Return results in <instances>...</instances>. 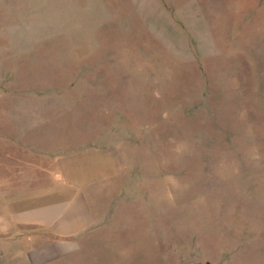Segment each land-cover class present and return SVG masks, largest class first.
<instances>
[{
	"label": "rangeland",
	"instance_id": "obj_1",
	"mask_svg": "<svg viewBox=\"0 0 264 264\" xmlns=\"http://www.w3.org/2000/svg\"><path fill=\"white\" fill-rule=\"evenodd\" d=\"M0 178L89 203L37 264H264V0H0Z\"/></svg>",
	"mask_w": 264,
	"mask_h": 264
},
{
	"label": "crops",
	"instance_id": "obj_2",
	"mask_svg": "<svg viewBox=\"0 0 264 264\" xmlns=\"http://www.w3.org/2000/svg\"><path fill=\"white\" fill-rule=\"evenodd\" d=\"M26 147H29V144L24 146V148ZM33 162L36 161L18 160V164L25 169L35 168L31 165ZM54 174V180L57 183L60 178L57 173ZM16 177L19 188L25 187L29 182L37 179L36 173L27 174L24 171L19 172ZM4 180L0 178V264H37V229L44 230L47 235L53 238H73L91 227L92 218L89 203L82 192L75 190L70 192L75 198L65 203L69 212L73 213L72 217L63 214L65 207L60 213L54 209L37 215V208H31L12 214L10 189ZM35 192L37 191L28 195H34ZM25 200L26 198L21 197L20 194L17 197V204ZM15 244L18 246L13 252L11 249ZM26 244L29 246L26 247Z\"/></svg>",
	"mask_w": 264,
	"mask_h": 264
},
{
	"label": "water",
	"instance_id": "obj_3",
	"mask_svg": "<svg viewBox=\"0 0 264 264\" xmlns=\"http://www.w3.org/2000/svg\"><path fill=\"white\" fill-rule=\"evenodd\" d=\"M209 264V263H208Z\"/></svg>",
	"mask_w": 264,
	"mask_h": 264
}]
</instances>
